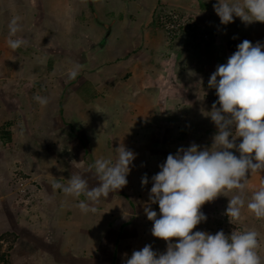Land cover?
<instances>
[{"label": "crops", "instance_id": "0c3cea01", "mask_svg": "<svg viewBox=\"0 0 264 264\" xmlns=\"http://www.w3.org/2000/svg\"><path fill=\"white\" fill-rule=\"evenodd\" d=\"M216 2L0 0V117L15 122L17 127L21 121L31 124L30 130L20 133L19 129L14 132L9 128L10 140L0 132L6 140L4 147L13 145L11 150H2L5 158L0 160V169L4 171L0 174V184L5 185L10 169L17 167L34 174L44 186H41L43 201L35 204L27 214H20L18 220L9 218L4 212L0 214V227L12 228L10 231L16 234L19 249H24L22 244L26 245L27 254L38 252L44 256L46 264H78L77 258L94 260L101 246L107 249L112 246L109 264H124L133 250L145 244H151L158 252L166 250L165 241L151 235L152 222L144 212L149 203L151 176L160 170L158 165L166 156L174 154L179 147L186 148L191 143L202 147L211 145L216 132L208 116L212 105L196 110L199 99L194 90L203 93L210 89L207 84L210 74L218 64L226 63L237 44L245 39L264 43V24L253 22L247 28L248 36H243L242 30L235 33L230 54L225 45L230 41L225 37L226 43L218 45L226 29L213 10ZM160 8L195 15L198 29L194 28L193 32L209 36L213 33L212 40L216 41L202 38L194 47L193 42L197 41L194 37L192 51L186 49V37L170 44L156 21ZM17 16L20 17L19 31L12 39L22 38L27 43L13 51L7 44L8 25ZM237 24L243 25L238 17L228 25L236 27ZM73 70L78 75L69 80ZM180 74L182 77L177 78ZM5 89L11 92L4 93ZM36 96L46 98L47 105H41L34 99ZM121 143L132 150L136 158L127 175L126 186L113 191L106 199L92 203L84 195L79 198L66 196L62 188L53 187L55 183L67 185L71 175L77 172L85 173L89 186H95L98 181L94 178V169L86 170L97 159L114 161L115 148ZM13 157L18 164H12ZM144 174L149 177V183L142 186ZM247 178L240 220L250 219L252 226L261 233L264 219H257L247 203L252 193L264 186V171L249 173ZM225 194L227 196L220 195L214 200H229L238 193L233 190ZM61 197L73 201L63 210L61 207L63 212L67 209L70 214L76 207L79 211L80 201L96 209L88 213L80 210L73 215L77 228L68 239H64L60 231L64 225L72 224L70 219L42 207ZM214 200L201 207L207 217L205 223L209 222ZM4 201L0 198V203ZM136 203L139 204V221L130 230L135 218L126 213L134 209ZM116 207L120 214L112 216L110 221V212ZM151 208L159 211L157 204H151ZM4 210L7 211L5 207ZM130 232L135 234L133 240L129 239L133 242H124L122 248L117 244L121 253L116 255L117 235H124L125 239ZM63 250H67V254L62 253ZM262 252L258 255L264 264ZM15 255V261L20 264L40 262L33 256L21 259L18 252Z\"/></svg>", "mask_w": 264, "mask_h": 264}, {"label": "clouds", "instance_id": "9594fccd", "mask_svg": "<svg viewBox=\"0 0 264 264\" xmlns=\"http://www.w3.org/2000/svg\"><path fill=\"white\" fill-rule=\"evenodd\" d=\"M213 10L222 25L234 22L235 17L245 25L264 23V0H217ZM19 20V16L14 17L8 25L7 44L13 51L27 43L22 38L12 39L19 31ZM77 75V71H71L69 80ZM207 84L215 89L217 97L208 115L216 128L211 145L179 147L151 176L144 212L152 222L151 235L165 241L166 250L158 252L145 244L133 250L124 264H262L254 230L232 231L229 235L222 230L215 234L193 230L207 220L201 207L233 190L238 194L228 200L225 215L232 224L239 221L245 206L247 174L264 171V43L245 39L237 44L226 63L216 66ZM34 99L41 105L48 103L44 97ZM115 154L114 161L97 159L86 170L94 169L98 181L95 186H89L85 173L77 172L67 185L55 183L53 187L62 188L66 196L84 195L92 203L106 199L126 186L136 158L123 143L115 148ZM148 183L149 177L144 174L141 185ZM88 202L78 203L81 212L96 211ZM151 204H157L159 211L152 210ZM247 208L257 219H264V186L252 193Z\"/></svg>", "mask_w": 264, "mask_h": 264}, {"label": "rangeland", "instance_id": "374dc122", "mask_svg": "<svg viewBox=\"0 0 264 264\" xmlns=\"http://www.w3.org/2000/svg\"><path fill=\"white\" fill-rule=\"evenodd\" d=\"M167 9H169V8H167ZM175 11H177V10H175ZM178 12L182 13V14H187L192 19L193 24H194V28L198 29L195 15H192L188 12H184V11H180V10H178ZM64 15H63V18L65 17ZM258 23L260 25H262L261 22H258ZM232 26L233 25H225L226 33L224 35L223 34L220 35V36H222L220 38V42L219 41H217L218 43L216 42L218 45H222L221 44L222 42L226 43L224 40V37L228 41H230V43L232 44L233 36L235 35L236 32L239 33L241 30L243 31V36H246L248 34L247 28L249 27V24L245 25L243 23V25H241V26L238 24L236 27H232ZM195 29H193V31ZM188 36L189 37H186L185 42H187L186 43V49L187 50L189 49V51L193 50L191 44H192V40L194 39V37H196V40H197V41L193 42L194 47H195V44H198L199 40L202 38L208 40L209 42H215L216 41V39L212 40L213 33H210V36H209L208 33H203V34L198 33L196 35L193 32L192 37H190V34ZM217 36H218V34L216 33L215 37H217ZM230 43H229V45H228V43L225 44L226 49L229 51V54L233 50V48H232L233 44L230 45ZM214 48L216 49L215 54H217L218 53L217 52V46L214 45ZM193 56H196L194 51H193ZM227 57H229V56H227ZM12 63H13V61H12ZM214 71H215V69H214ZM178 77L181 78L182 75L177 76V78ZM9 92H11V90L4 91V93H7V94ZM194 94L196 95L197 99L200 100V101L197 100V106L195 107V109L199 110V111L206 108V106H208V105H212L213 102L217 99V97L215 95V89H211V88L209 90L206 89L205 92H203V93L199 89H196V90H194ZM182 109H183V107L181 108V110ZM187 109L190 111L189 108H187ZM1 118L2 117H0V132L2 131V134L4 135V137H5V135H6L5 133L7 131L10 132L9 128H11V130L14 132H16L19 129L18 130L19 133L22 130H26V129L30 130L31 129V124H26V123H24V121H21V124L17 127L15 125V122H11L9 120H4V118L3 119H1ZM182 118H185V117H182ZM200 120H204V119H200ZM11 125H13V126H11ZM66 126L69 127V125L67 123H66ZM66 126L64 128L65 131H67ZM35 127L38 128L37 126H35ZM152 127L154 128V126H152ZM45 129H47V128H45ZM151 131L154 132V129ZM2 138H3V136L0 135V160H4V158H5V156H4L5 154L1 155L2 150H6L8 148H9V150H11L13 148V145H10V144L8 145V148L4 147L5 146L4 143L6 140H4ZM195 139H196V136H195ZM7 140H10V139H7ZM1 142H2V144H1ZM6 156L9 157V155H6ZM11 160L13 161L12 162L13 165L18 164V162H19L18 160H16L15 157H13V159H11ZM12 164H10L8 167L11 168ZM3 173H4V171L2 172V169H0V174H3ZM8 176L9 177L6 178V181L4 182L5 185H3V183L0 184V198H3L4 200H6V201L2 202V203H4V206L1 205L2 203H0V214H2L4 212L9 216V218L13 217L14 218L13 220H18L17 218L20 217L19 216L20 214H21V216L24 214H27L28 212L31 211V208L36 206L35 204H37V203L39 204V202L43 201V198H42L43 192L41 190H42V187H44V186H42L43 182L41 183V182L37 181L34 174H32L28 171H25L21 168L15 167V168H12V170L10 169ZM127 199L130 200V197H127ZM227 199L228 198H222L221 200H214V202L211 204V215H210L209 222H208L209 224L207 222L206 223L202 222V223L198 224L193 231H197V230H199L198 228L201 227V228H205V229L200 230V231H206V232H209L211 234H215L217 231L222 230L226 235H229V234H231L232 230L236 226H240L244 229V231L254 230L257 232V230H256L257 228H255V226H252V224H251L252 222L250 219H241V220L239 219V221L234 222L233 224L229 222V218L225 215V210H226L227 205H228ZM63 200H64V202H63ZM72 202L73 201L71 199L67 200L64 197H61V200L56 199V201L49 202L48 204L42 206L44 209L45 208L47 209V212L52 210L54 214H56V212H57V214L60 213L61 215H65V217H67V219H70L69 221H71L72 224H70V225L66 224L63 227H61L60 232L63 231L62 234H63V237H65L64 239H68V238L72 237L75 229L77 228L76 227L77 225L74 224L76 222V220L73 219V215H75L76 213H79L80 210L77 211V207L75 206L76 208L72 209L73 211H71L70 214L67 213V211H68L67 209H65L64 212L62 211L65 207L69 206L68 203H72ZM61 203H63V206L61 205ZM4 207L7 209V211L4 210ZM61 207H63L62 210H61ZM118 207H120V205ZM202 208H203V206H202ZM138 210H139V204L136 203L135 208L129 209V211L126 213V215L132 214L133 217L135 218V219H132V226L133 227L130 228V230H132L135 227V224L137 223L136 221H139V220H137V217L139 216V215H137ZM65 213H67V215ZM48 214L50 215L51 212ZM119 214H120V212H119L118 208L117 207L114 208L110 212V215H109L110 221H111L112 216H114V215L118 216ZM79 224L80 223H78V225ZM260 224H262V222H260ZM10 229H12V228L0 227V244H1L0 256L3 255V259L0 258V264H20L21 263L20 261H18V260L15 261V257H16L15 254L17 252H18V256L21 259H25L28 256H33L35 258L40 259L39 263L35 260L36 264H46V260L44 259V256L38 254V252H36L35 255L34 254H27V250H25L26 245L22 244L24 249H19L20 243L16 240V234L14 233V231H10ZM101 232L102 231H100V233ZM123 232H124V230H123ZM126 232H128V230ZM150 233H151V231H150ZM257 233H258V241H259V248L257 249V252H258V254H260L259 252L261 250L263 251L262 253H264V229H263V231H261V233L260 232H257ZM101 234L103 235V233H101ZM130 234L131 235H127L125 237V239H124V235H122V236L117 235V237H116L117 239H116V241H114V246L116 247L117 244H119L120 247L122 248V245L124 244V242H133V241H129V239L133 240L132 238H134L135 234L133 235V233H131V232H130ZM2 235H5V236L2 237ZM109 237L111 238V236H109ZM127 239H128V241H127ZM104 243H106V242L104 241ZM118 247H116V250H118V251H116V255H119L118 253L121 251L118 249ZM111 248H112V246L109 249L105 248L104 246L103 247L101 246L98 253H96L97 257H95L94 260L90 259V258H80V259L77 258V262H78V264L80 262L83 264H109L111 262V256H112ZM62 253L67 254V250H63ZM83 255H85V254H83ZM23 264H27V262L25 261V263H23Z\"/></svg>", "mask_w": 264, "mask_h": 264}, {"label": "built area", "instance_id": "2783aa9c", "mask_svg": "<svg viewBox=\"0 0 264 264\" xmlns=\"http://www.w3.org/2000/svg\"><path fill=\"white\" fill-rule=\"evenodd\" d=\"M156 21L169 43L187 37L189 34L191 37L193 36L194 24L187 14L179 13L173 9L160 8L157 12ZM232 231L243 232L244 229L236 226Z\"/></svg>", "mask_w": 264, "mask_h": 264}, {"label": "trees", "instance_id": "16d2710c", "mask_svg": "<svg viewBox=\"0 0 264 264\" xmlns=\"http://www.w3.org/2000/svg\"><path fill=\"white\" fill-rule=\"evenodd\" d=\"M5 134H6V135H5L4 138H5V139H10V132L7 131ZM4 236H5V235H2V237H4ZM0 247H1V244H0ZM0 258L3 259V255H1Z\"/></svg>", "mask_w": 264, "mask_h": 264}]
</instances>
